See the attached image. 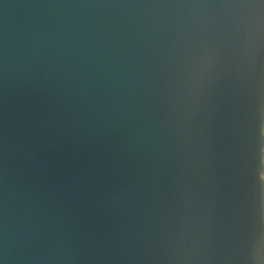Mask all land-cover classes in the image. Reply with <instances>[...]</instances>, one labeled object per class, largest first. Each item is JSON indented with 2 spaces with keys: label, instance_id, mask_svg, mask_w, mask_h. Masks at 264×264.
<instances>
[{
  "label": "water",
  "instance_id": "1",
  "mask_svg": "<svg viewBox=\"0 0 264 264\" xmlns=\"http://www.w3.org/2000/svg\"><path fill=\"white\" fill-rule=\"evenodd\" d=\"M226 10L0 0V264H249Z\"/></svg>",
  "mask_w": 264,
  "mask_h": 264
},
{
  "label": "snow or ice",
  "instance_id": "2",
  "mask_svg": "<svg viewBox=\"0 0 264 264\" xmlns=\"http://www.w3.org/2000/svg\"><path fill=\"white\" fill-rule=\"evenodd\" d=\"M226 10L200 49L197 80L227 63L240 92L242 195L239 239L249 264H264V0H179ZM258 258V259H257Z\"/></svg>",
  "mask_w": 264,
  "mask_h": 264
},
{
  "label": "clouds",
  "instance_id": "3",
  "mask_svg": "<svg viewBox=\"0 0 264 264\" xmlns=\"http://www.w3.org/2000/svg\"><path fill=\"white\" fill-rule=\"evenodd\" d=\"M258 259V258H257Z\"/></svg>",
  "mask_w": 264,
  "mask_h": 264
}]
</instances>
